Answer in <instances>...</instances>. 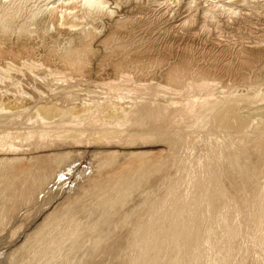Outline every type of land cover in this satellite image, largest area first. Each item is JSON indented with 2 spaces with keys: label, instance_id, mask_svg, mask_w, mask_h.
<instances>
[{
  "label": "bare ground",
  "instance_id": "1",
  "mask_svg": "<svg viewBox=\"0 0 264 264\" xmlns=\"http://www.w3.org/2000/svg\"><path fill=\"white\" fill-rule=\"evenodd\" d=\"M24 5L64 48L0 44V230L18 173L51 211L0 264H264V0H0V25Z\"/></svg>",
  "mask_w": 264,
  "mask_h": 264
},
{
  "label": "rangeland",
  "instance_id": "2",
  "mask_svg": "<svg viewBox=\"0 0 264 264\" xmlns=\"http://www.w3.org/2000/svg\"><path fill=\"white\" fill-rule=\"evenodd\" d=\"M22 8H23V10H22ZM22 10V11H21ZM22 12V13H21ZM25 12V13H24ZM20 13V14H19ZM12 14V15H11ZM25 14V15H24ZM30 14V15H29ZM10 15V16H9ZM33 15H35V16H33ZM5 17H8V21H4V20H2L1 19V25H0V31L2 30V32H0V44L1 43H7V44H10V43H15V42H19L20 40H22V39H24V37H25V39H28L29 41H31V42H33L34 44H36L35 46H44L45 48H51V49H56V48H58V49H61V48H64V41L61 39V40H57L55 37H50V36H48V32L46 31L47 30V28H45L44 26H42L41 24H39V25H37V23L35 24V23H33L32 24V22L33 21H31L30 22V24L29 23H26L27 21H29V20H32V19H34L36 16H38V15H36V14H32L28 9H27V7L24 5V7L22 6L21 8H20V10L18 11V12H9V13H7V14H5L4 15ZM15 16V17H14ZM23 18H22V17ZM26 16V17H25ZM32 16V17H31ZM13 19H12V18ZM29 17V18H28ZM17 18V19H16ZM20 18H21V20H20ZM9 19H10V21H9ZM14 19H16V20H14ZM19 19V20H18ZM18 20V21H17ZM34 20H36V21H38V19H34ZM4 22V23H3ZM21 23H23V24H21ZM17 26H16V25ZM13 25V26H12ZM25 25V26H24ZM32 25V26H31ZM37 25V26H36ZM4 26H6V27H4ZM8 26V27H7ZM20 26V27H19ZM28 26V27H27ZM31 26V27H30ZM43 27V28H40L39 29V27ZM2 27H3V29H2ZM10 28H12V29H10ZM31 28V29H30ZM51 28V29H50ZM7 29V30H6ZM43 29V30H42ZM46 29V30H45ZM49 31L51 30H53L54 29V26L53 25H50L49 26ZM23 30V31H22ZM46 32H45V31ZM4 31H6V32H4ZM26 32V33H25ZM30 32V33H29ZM34 34H33V33ZM41 32V33H40ZM43 32V33H42ZM6 33V34H5ZM11 33V34H10ZM36 33H37V35H36ZM45 33V35H43ZM17 34V35H16ZM22 34V35H21ZM30 34V37L28 36V35ZM33 34V35H32ZM6 35H8V37L6 36ZM25 35V36H24ZM32 35V36H31ZM34 35H36V36H34ZM42 35V36H41ZM5 36V37H4ZM23 36V37H22ZM40 36V37H39ZM10 37H11V39H10ZM15 37V38H14ZM17 37V38H16ZM38 39H37V38ZM43 37V38H42ZM45 37H48V39L47 38H45ZM41 38V40H39ZM45 38V39H44ZM33 39V40H32ZM35 39V40H34ZM50 39V40H49ZM55 39V40H54ZM6 40V41H5ZM37 40V41H36ZM38 40H39V42H38ZM43 40H45L44 42H42ZM9 43H8V42ZM14 41V42H13ZM47 41V42H46ZM55 41V42H54ZM52 42H54V43H52ZM58 42V43H57ZM48 43H50V44H48ZM59 44V45H58ZM62 44V45H61ZM48 45V46H47ZM49 45H51V46H49ZM55 45V46H54ZM32 51H33V49H32ZM32 51H29L30 52V54L28 55V54H26L25 56H24V58H31V59H34L35 57V54H42L41 53V51H39L38 53L37 52H33V53H31ZM34 54V55H33ZM28 55V56H27ZM138 56H141V57H139V59L138 60H143V54H141V55H139L138 54ZM96 57V58H95ZM95 57H94V59H93V57H92V59L94 60H92V59H90V60H88L87 62H89L88 64H87V66H89L88 68H89V70H91V72L95 75L96 74V72H97V74H98V72L99 71H101V69L105 66V64H107L108 62L106 61V60H103V59H101V57L100 56H97V54H95ZM14 57H10V56H8V59L9 60H15V59H13ZM22 59V58H21ZM98 59V60H97ZM43 59L41 58L40 59V61H42ZM101 61V62H100ZM104 62H105V64H104ZM143 62V61H142ZM93 63V64H92ZM101 64V65H100ZM91 65V66H90ZM98 65H100V66H98ZM59 68V67H58ZM94 68V69H93ZM95 68H97L96 70H95ZM94 70V71H93ZM103 71V72H102ZM102 71L97 75V76H100V75H102L103 73H104V71L105 70H103L102 69ZM66 72H69V70H67ZM106 72V71H105ZM102 73V74H101ZM92 78H94V77H91L90 79H92ZM85 166V165H84ZM81 169V168H80ZM33 172V170L31 171V173L28 171V173H30V174H33L32 173ZM20 174V175H19ZM28 175L27 174V171L26 172H24V173H18L17 175H19L18 177L17 176H14V177H12V178H9V184H14V185H16V186H14L13 185V190H15V192H17V190H19V193H20V191H21V189H25V190H27V188H28V185L32 182V183H35L36 181H38V180H35V178H33L32 177V175ZM27 175H28V177L29 178H27ZM73 176L72 177H69L68 179H67V181H70L69 182V184H68V182L66 183L65 182V184H64V182H63V187H65V188H63V190L64 191H71V190H73V188L75 187V184L77 183V176H76V174L74 173V174H72ZM25 176V177H24ZM16 177H17V180H16ZM22 177V178H21ZM25 178H27V179H25ZM33 178V179H32ZM16 180V182L15 181H13V180ZM31 181H30V180ZM71 179V180H70ZM27 180V181H26ZM75 180V181H74ZM13 181V182H12ZM35 181V182H34ZM15 182V183H14ZM25 183V185H26V182L28 183L27 184V186H21L22 184H24ZM21 183V184H20ZM160 183V181L157 183V184H159ZM38 184V183H37ZM19 185V186H18ZM32 184H30V186H31ZM66 185V186H65ZM15 187L17 188V190L15 189ZM18 187H23V188H21V189H19ZM59 187V185L56 187V188H58ZM156 189H157V187H155ZM23 189V190H24ZM13 190H12V192H11V197H13V199L14 198H17L19 195H18V193H15V192H13ZM57 190V189H56ZM51 191H54V190H51ZM156 190H154V195L153 196H155L156 194H158L159 193V190H157L158 191V193H157V191L155 192ZM50 192V191H49ZM16 196H14L13 194ZM54 195H55V193H54ZM47 196L44 194L42 197L41 196H39V198L38 197H36L37 199L36 200H42L43 198H46ZM53 197V196H52ZM13 199H11L12 201H10L11 202V206L12 207H14L13 209H15L16 210V215L14 214L15 212H13L12 214H14V216H12V217H15V218H17V219H15V222L14 221H11L10 220V227L8 226V224H7V228L6 227H4L5 229H7V231L3 228V230L1 229L0 230V232H2V233H0L1 234V236H0V238L2 239H0V243H2V244H0L1 246H0V249H3V248H11V249H13L14 248V246L16 245V247H15V250H17L18 251V249H21V250H19V252L21 251V253H25V248L27 247V243H25L26 241H24V244H27V245H24V246H26V247H23V245H22V248L20 247V246H17V245H21L22 244V242H14V240H13V238H11L12 240H10L11 242H14V244L13 243H11L10 244V242H9V236H10V232H8V229H12L13 227H11V226H16V227H18V225L19 224H17V223H19V221L21 222L20 223V225L22 226H19V227H21L20 229V231L21 232H24L26 229H27V225L29 226L28 227V229L29 228H31V227H33L34 225V222L36 223L37 221L36 220H41V219H43V218H47V215L48 214H50L49 212L51 211V208H50V204L49 205H45V207H43L44 208V210H43V208L42 209H34V212H35V215H34V213L32 214L31 212H33V208H29L30 207V205L28 204V203H25L26 201H24V200H22V199H18V201H13ZM35 200V202H39V203H41V202H43V201H45V200H43V201H36ZM1 202V201H0ZM14 202V203H13ZM33 202H34V200H33ZM19 203V204H18ZM141 204H142V202H141ZM17 205H20L19 207L21 208V210H20V212H18V210H17ZM23 205V207H24V209L25 208H27V210H29V211H31L30 212V214L29 215H25L26 214V211H25V213H24V211H22L23 210V208L21 207ZM49 207V208H48ZM29 208V209H28ZM31 209V210H30ZM38 210V211H37ZM43 210V211H42ZM50 210V211H49ZM37 211V212H36ZM49 211V212H48ZM18 212V213H17ZM39 212V213H38ZM36 213H37V216H36ZM40 213L42 214L43 213V215H40ZM33 216H32V215ZM22 216V217H21ZM32 216V217H31ZM36 216V217H35ZM38 216H40V218L39 219H37L38 218ZM44 216H46V217H44ZM19 217V218H18ZM30 217V218H29ZM35 217V218H34ZM43 217V218H42ZM20 219V220H19ZM35 219V220H34ZM26 221L25 222V224H23V222L24 221ZM28 220V221H27ZM18 221V222H17ZM23 221V222H22ZM32 223V224H30V223ZM11 223H13V225H11ZM15 224V225H14ZM17 224V225H16ZM47 224V223H46ZM33 225V226H32ZM25 226H26V228H25ZM47 226V225H46ZM23 228H25V230L23 229ZM52 228V227H51ZM6 231V232H5ZM20 232V233H21ZM44 232V231H43ZM40 233V234H38V235H41V234H43V235H41V237L39 238V237H36V238H34V239H32L33 240V242L35 241H38L37 243H36V245H38V243L40 242L41 244H43L45 241L44 240H47V237H48V235L46 236V231L44 232V233ZM4 233H6V235L4 234ZM31 234V233H30ZM29 234V231H27L26 232V234L24 235V236H29L30 235ZM44 234H45V236H44ZM8 236V237H7ZM44 238H43V237ZM23 237V236H22ZM21 237V238H22ZM24 238V237H23ZM5 241H4V240ZM6 239H7V241H6ZM36 239V240H35ZM41 239V240H40ZM20 240H22V239H20ZM19 240V241H20ZM4 241V242H3ZM7 242V243H6ZM43 242V243H42ZM18 243V244H17ZM6 244H8V245H6ZM2 245H3V247H2ZM13 245V246H12ZM35 245V246H36ZM5 246V247H4ZM6 246H8V247H6ZM18 248V249H17ZM24 248V251H22V249ZM4 250H0V256H2L3 255V252ZM13 251H14V249H13ZM31 251V250H30ZM19 252H17V253H19ZM4 254H6V253H4ZM33 254V252L31 251V254H28V258L31 256ZM10 255V254H9ZM23 255V254H22ZM17 258H20L19 257V255H17ZM24 263H26L27 262V264H29V263H31L32 264V261L30 262V259H26L25 261H23Z\"/></svg>",
  "mask_w": 264,
  "mask_h": 264
}]
</instances>
